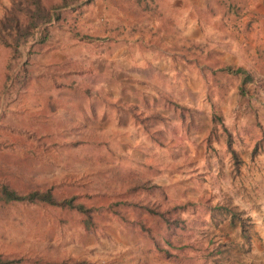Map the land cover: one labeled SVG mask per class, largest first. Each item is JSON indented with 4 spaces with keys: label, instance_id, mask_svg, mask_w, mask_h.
<instances>
[{
    "label": "rangeland",
    "instance_id": "rangeland-1",
    "mask_svg": "<svg viewBox=\"0 0 264 264\" xmlns=\"http://www.w3.org/2000/svg\"><path fill=\"white\" fill-rule=\"evenodd\" d=\"M231 1L78 0L43 23L47 42L20 46L14 70L32 47L31 74L17 93L0 43V180L21 191L54 186L87 204L99 195L183 204L173 213L185 219L177 248L156 231L158 246L132 233L129 219L143 215L131 211L126 220L102 208L87 232L79 211L5 202L1 256L20 258L15 264H264V0H233L242 22L252 21L241 33ZM10 4L0 0V16ZM210 61L248 71L244 93L241 74L212 72ZM174 103L201 127L185 124ZM141 180L161 189L127 191ZM226 202L249 216V241L223 226L219 211L212 216L211 206ZM221 242L226 249L215 251Z\"/></svg>",
    "mask_w": 264,
    "mask_h": 264
},
{
    "label": "trees",
    "instance_id": "trees-1",
    "mask_svg": "<svg viewBox=\"0 0 264 264\" xmlns=\"http://www.w3.org/2000/svg\"><path fill=\"white\" fill-rule=\"evenodd\" d=\"M77 1L78 0H60L56 3H46L44 0H11V4L9 5V7L0 16V43L2 45L8 46L10 50L6 64L8 68V72L6 73V80L10 79L11 76H13V92L17 93L20 88L25 86L31 74L27 65L29 63L30 54L32 53V47L26 48L29 59L22 65H20L16 70H14V68L19 64L21 58L23 57L20 46L33 39H35L38 43L47 42L50 38V29L46 24L43 23L51 21L53 18H61L64 9H66V7L72 6ZM91 1L93 0H86V2ZM77 6L80 5L77 4ZM54 8L55 11L52 12L51 10ZM71 8L74 9L75 6H72ZM232 8L236 10L234 15H231V17L232 21L235 22L234 27L237 28V32L241 33L243 26H245L247 29L250 28V24L252 23V21L248 19L245 22L246 24L242 22L241 13L238 12L240 6L233 0L228 3V9L231 10ZM207 65L210 66L212 72L215 73L218 70H221L227 73L236 72L238 74H241L242 83L239 85V90L241 93H244L245 91L244 83L247 80L252 79L251 74L248 71L244 70L241 66L226 63H224V65H218V63H216L215 61L207 62ZM12 97H14L13 94L11 95V98ZM174 106L178 108L180 107L179 116L185 124L193 128L201 127V125L197 123L193 118L195 117L193 113H191L190 120L186 121L187 114L185 111H189V108H184L177 103H174ZM147 116L152 117L155 116V114L151 113ZM228 144L230 146L229 141ZM256 146L253 150L254 153L257 151ZM232 152L236 158V152L233 149ZM153 189L160 190L161 186L156 183H148L147 180H141L130 183L127 187V191L134 193H138L140 190L149 192ZM161 192H163V190ZM88 196L90 195H87L86 197ZM12 201H24L59 207L66 210L79 211L82 215L81 221L83 223V228L87 232L97 229L99 222L97 215L105 213L101 211L102 208H106L113 215L118 214L121 216V218H124L126 220H128L126 218V212L131 211L138 216L143 215V217H139V219L136 220L129 219V221H133L135 223V226L131 230L132 233H137L138 235L144 236L146 238L150 236V238L153 239V243L158 246V240L154 234V232L156 231L167 244H170L173 247L176 246L177 248H182L183 246V244L180 243L183 237L185 219L179 214L173 213L174 210L183 206V204H172L165 208H160L157 203H141L137 201H130L124 198L111 199L105 195L96 196V202H94L93 204H87L83 199H80L79 195L77 194H69L64 196L57 194L54 190V186H47L45 188H32L21 191L9 181L0 180V204ZM117 206H120L121 210L117 208ZM95 208H97L98 210L95 211ZM211 209L212 216L215 215V211H219L218 214H223V221L225 222L223 226L229 229H235L238 226L241 236L249 241L251 235L250 229L252 227V224L249 216L242 215L243 209H237L227 202L216 203L211 206ZM219 244L220 245L215 248V251L220 252L223 251V249H226L224 242H221ZM146 251L149 252L150 250L148 249ZM159 251H161V255L164 256L172 255V253H170L167 249L159 248ZM18 260H20V258H8L0 255V264H15ZM180 260L182 259L180 258ZM47 264L90 263L83 259H62L57 261H49Z\"/></svg>",
    "mask_w": 264,
    "mask_h": 264
}]
</instances>
